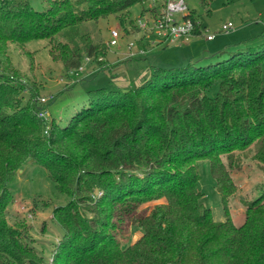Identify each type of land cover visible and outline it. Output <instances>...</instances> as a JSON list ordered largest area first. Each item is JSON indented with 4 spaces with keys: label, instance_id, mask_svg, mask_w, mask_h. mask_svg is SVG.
Masks as SVG:
<instances>
[{
    "label": "trees",
    "instance_id": "16d2710c",
    "mask_svg": "<svg viewBox=\"0 0 264 264\" xmlns=\"http://www.w3.org/2000/svg\"><path fill=\"white\" fill-rule=\"evenodd\" d=\"M43 1L37 10L30 0H0V264L45 261L28 226L7 220L10 184L29 159L69 197L53 209L63 235L48 264H264V187L244 200L242 223L231 206L232 170L248 158L264 170V40L152 67L127 88L90 89L88 104L62 125L39 117V87L13 64L10 43L48 39L52 59L77 72L85 55L109 49L82 25L117 15L124 30H137L130 8L145 0ZM211 1L200 3L209 10ZM201 160L222 221L201 200ZM131 225L142 234L125 246L120 233Z\"/></svg>",
    "mask_w": 264,
    "mask_h": 264
},
{
    "label": "rangeland",
    "instance_id": "374dc122",
    "mask_svg": "<svg viewBox=\"0 0 264 264\" xmlns=\"http://www.w3.org/2000/svg\"><path fill=\"white\" fill-rule=\"evenodd\" d=\"M30 1L37 10L46 7L43 0ZM188 4L190 9L196 11L201 26L217 33L214 40L206 41L204 37H198L193 42L195 45L157 47L146 57L130 59L131 57L127 56L128 43L138 38L139 29L136 30L126 23L127 30H124L118 16L110 15L97 23L88 21L82 25L83 31L89 34L94 43L101 42L109 49L107 56L102 55L97 59L90 57L86 60L85 55L81 64L83 69L78 72L66 70L61 61L52 59L48 39H34L24 45L10 43L12 62L30 81L37 84L39 99L53 96L42 109L48 112L49 119L55 118L60 124L65 125L73 114L88 104L87 93L90 89L119 87L112 80L113 69L123 62H125L123 77L125 75L128 81L138 84L150 75L152 67L185 64L188 61L182 59L185 55L193 53L196 55L195 60L203 58L202 60L206 61L205 58L222 48H235L240 45L239 42L244 41L256 45L264 40V0H212L210 11L201 5L200 0H188ZM150 5V0L133 5L130 11L134 21ZM228 21L234 24L233 29L229 33L220 32L222 25ZM111 29L121 32V39L116 46H109L107 43ZM137 40L138 43L141 42V39ZM118 81L120 83V79ZM124 85L129 87L128 84ZM24 94L27 98L29 90L25 89ZM199 168L201 178L198 189L203 194L201 200L212 208L215 220L222 221L225 219L224 207L215 179L210 172L209 161L201 160ZM232 176L238 186L236 194L231 199L232 212L240 219L244 215V200L257 197L264 187V170L259 168L254 160L248 158L242 169L232 170ZM10 188L12 196L7 204L8 222L12 225L22 222L28 226L32 244L45 256V261L40 264H48L46 260L52 259L53 252L63 235V229L53 218V209L59 204L66 203L69 197L56 189L46 169L32 159L27 160L17 171ZM96 194H99V190H95L94 195ZM158 202L161 200L148 205L152 207ZM141 234L140 228L131 225L120 233V238L126 246Z\"/></svg>",
    "mask_w": 264,
    "mask_h": 264
},
{
    "label": "built area",
    "instance_id": "2783aa9c",
    "mask_svg": "<svg viewBox=\"0 0 264 264\" xmlns=\"http://www.w3.org/2000/svg\"><path fill=\"white\" fill-rule=\"evenodd\" d=\"M151 5L146 8L143 15L136 19L139 29V36L128 43V57H142L156 47L181 45L188 43L197 37H204L212 40L216 37V32H210L206 27H202L199 20L191 17V10L188 0H150ZM234 24L231 21L222 25L220 32L229 33ZM197 27L200 33L196 32ZM121 39V32L111 29L110 38L107 41L109 46H116ZM137 39H141L145 45H140ZM89 60L90 57L85 58ZM82 65L79 71L82 70ZM78 72V71H77ZM53 96L40 98L41 103L46 104L52 100ZM39 117L49 120L48 112L41 109Z\"/></svg>",
    "mask_w": 264,
    "mask_h": 264
},
{
    "label": "crops",
    "instance_id": "0c3cea01",
    "mask_svg": "<svg viewBox=\"0 0 264 264\" xmlns=\"http://www.w3.org/2000/svg\"><path fill=\"white\" fill-rule=\"evenodd\" d=\"M198 38V37H197ZM197 38H194V39H192L190 42H188V43H183V44H181V46H183V45H195L193 42L194 41H196V39ZM204 40H206L205 38H204ZM212 40H214V39H212ZM212 40H206V41H212ZM180 46V45H179ZM161 47H164V46H160V47H158V48H161ZM154 49H157V47L156 48H154ZM153 49V50H154ZM153 50H151V51H153ZM207 50V49H206ZM150 51V52H151ZM149 53V52H148ZM147 53V54H148ZM147 54H146V56H147ZM145 56V57H146ZM195 54H191V55H185L182 59L183 60H189V59H194L195 58ZM124 64H125V62H123V63H121L120 65H117V66H115V68L113 69V74H114V77L112 78V80L113 81H115L116 83H117V85L119 86V87H123V88H125V87H127V86H125L124 84H128L129 86L131 85V83H133L132 81L130 82V81H128V79L125 77V75H124V77H123V72H124ZM123 71V72H122ZM120 79V83H119V80ZM122 79V80H121ZM130 79H131V77H130ZM140 82V81H139ZM138 83V82H137ZM121 85V86H120ZM233 218H234V221L237 223V224H240V223H242L243 222V220H244V215H243V217L242 218H240V219H238V218H236V216L233 214Z\"/></svg>",
    "mask_w": 264,
    "mask_h": 264
}]
</instances>
